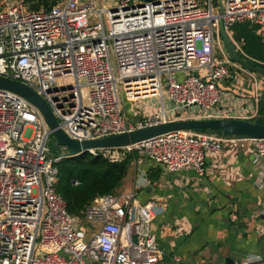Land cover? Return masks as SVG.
<instances>
[{
	"label": "built area",
	"instance_id": "obj_1",
	"mask_svg": "<svg viewBox=\"0 0 264 264\" xmlns=\"http://www.w3.org/2000/svg\"><path fill=\"white\" fill-rule=\"evenodd\" d=\"M97 1L61 0L31 10L23 0H0V75L41 95L70 138L94 139L174 119L240 118L219 84L237 64L228 63L212 0H117L100 7ZM220 1L237 51L229 28L238 21L255 25L264 43V0ZM64 78L73 82L61 86ZM51 138L36 106L0 89V264H163L150 229L159 206L138 203L134 191L94 197L82 215L98 227L83 238L80 219L56 191V164L63 156L52 150ZM225 144L251 147L255 183L264 186V138L177 130L98 150L110 161L135 151L166 172L203 176L207 158Z\"/></svg>",
	"mask_w": 264,
	"mask_h": 264
},
{
	"label": "crops",
	"instance_id": "obj_2",
	"mask_svg": "<svg viewBox=\"0 0 264 264\" xmlns=\"http://www.w3.org/2000/svg\"><path fill=\"white\" fill-rule=\"evenodd\" d=\"M230 75L219 83L225 103L233 106L235 117H253L263 77L239 66ZM257 176L250 146L225 144L207 158L203 176L193 170L169 173L137 154L118 192L134 191L138 203L158 204L150 229L163 251V264H224L225 257L264 264V186L256 185ZM78 226L84 239L98 227Z\"/></svg>",
	"mask_w": 264,
	"mask_h": 264
},
{
	"label": "water",
	"instance_id": "obj_3",
	"mask_svg": "<svg viewBox=\"0 0 264 264\" xmlns=\"http://www.w3.org/2000/svg\"><path fill=\"white\" fill-rule=\"evenodd\" d=\"M222 14L223 6L221 1L218 0L219 34L223 46L226 48L229 56L232 58V60H234L245 69L263 76L264 79V67L251 65L238 53L236 45L232 41L229 33L224 28ZM0 89L9 90L18 94L38 108L40 113L43 115L46 124L50 128L51 135L54 139L51 145L52 150L56 154H60L63 157H70L91 150L128 146L142 142L160 134L177 130H192L195 132L205 131L208 133H215L220 136L241 135L251 138H264V124H261L259 122H252L244 118L215 117L206 119H174L167 122L138 127L128 131H123L120 133L106 135L94 139H72L59 126L55 115L53 114L52 110L43 99V97L30 86L18 80L0 75ZM61 147H64L65 150L61 151ZM234 263L235 261L230 257L224 258V264Z\"/></svg>",
	"mask_w": 264,
	"mask_h": 264
},
{
	"label": "trees",
	"instance_id": "obj_4",
	"mask_svg": "<svg viewBox=\"0 0 264 264\" xmlns=\"http://www.w3.org/2000/svg\"><path fill=\"white\" fill-rule=\"evenodd\" d=\"M31 10L49 9L61 0H23ZM214 7H218V0H212ZM234 41L240 44L238 53L251 65L264 67V43L255 33V25L248 21H238L229 28ZM227 55L229 60L236 63ZM238 64V63H237ZM241 68H244L240 66ZM245 69V68H244ZM234 67L230 66L233 72ZM261 76V75H260ZM263 77V76H261ZM252 122L264 124V89L258 100L257 113L247 118ZM54 139H51V145ZM137 152H128L119 161H110L100 150L90 151L78 155L63 157L57 162L56 191L63 197L67 211L78 220L83 218V209L97 195L117 194ZM77 180L72 185L71 180Z\"/></svg>",
	"mask_w": 264,
	"mask_h": 264
},
{
	"label": "rangeland",
	"instance_id": "obj_5",
	"mask_svg": "<svg viewBox=\"0 0 264 264\" xmlns=\"http://www.w3.org/2000/svg\"><path fill=\"white\" fill-rule=\"evenodd\" d=\"M223 1V0H222ZM111 2H112V0H98L97 1V6H112V5H110L111 4ZM205 2V0H203V3ZM202 3V4H203ZM201 4V6L202 7H206L205 5H202ZM215 12L216 11H218V7H215ZM222 43V42H221ZM224 50L226 51V48L224 47ZM223 50V52H225ZM227 52V51H226ZM225 52V53H226ZM215 54L217 55V56H221V50H219L218 48H216L215 49ZM226 56H227V54H226ZM111 58H112V61L114 62V55H113V53H112V51H111ZM226 58H228V57H226ZM228 63H232V61H230L229 59H228ZM237 64V63H236ZM240 67L241 65H239V64H237V67ZM241 68V67H240ZM242 69H244V68H242ZM244 70H246V71H248V72H251V71H249V70H247V69H244ZM251 73H253V72H251ZM255 75H257V76H259V77H261L260 75H258V74H256V73H254ZM178 75H180V74H178ZM73 82V79H71V78H64V79H61V80H59V84L61 85V86H65V85H69L70 83H72ZM119 94H120V97H121V102H122V105L123 106H125V108H126V115L128 116V118L132 121V123H134V115H133V113H132V111H130L128 108H129V104L127 103V102H124V95H123V91H121L120 90V92H119ZM147 104L148 105H150L148 102H147ZM137 106L138 107H142V103H138L137 104ZM143 110H147V108L146 107H143ZM151 111V110H150ZM52 139V138H51ZM78 225H80V226H84V228L86 227L87 228V230L88 231H91V229L92 230H94L95 229V227L97 226V224H90V227L88 226L89 224L85 221V220H83V218L82 219H80L79 220V224Z\"/></svg>",
	"mask_w": 264,
	"mask_h": 264
}]
</instances>
